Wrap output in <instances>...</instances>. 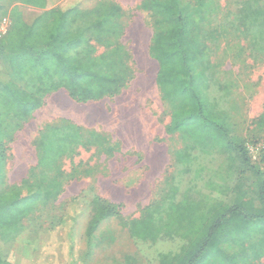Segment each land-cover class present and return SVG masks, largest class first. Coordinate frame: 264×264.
Segmentation results:
<instances>
[{"label": "rangeland", "instance_id": "1", "mask_svg": "<svg viewBox=\"0 0 264 264\" xmlns=\"http://www.w3.org/2000/svg\"><path fill=\"white\" fill-rule=\"evenodd\" d=\"M24 1L0 0V24L6 20L0 42H6L15 21L30 25L51 9L74 6L79 14L93 9L96 14L89 19L94 21L100 10L118 6L115 31L102 33L104 26L100 32L89 28L90 20L72 16L75 30L88 27L85 35L95 49L84 45L68 54L100 56L103 70L126 82L114 96L76 103L56 77L37 82L16 61L18 36L7 42L0 54V195L15 191L26 197L37 185L42 189L11 223L0 224V264H60L67 232L55 226L82 193L119 206L117 216L99 224L84 264H166L180 253L185 225L194 214L221 201L260 207L254 184L264 177V31L255 12L264 9V0H203L191 27L210 80L208 95L217 100L216 116L228 124L234 147H245L248 166L243 170L240 159L245 156L236 150H204L188 138L166 134L170 112L160 100L158 64L149 47L167 26L142 11L143 0ZM177 2L182 8L194 0ZM48 23L46 16L33 34L36 40L46 41ZM5 88L31 95L38 107L23 114L4 97ZM69 133H78L81 142L57 146L55 164L46 165L50 153L43 156L44 146L56 147L59 135ZM177 151L190 163H176ZM183 200L189 206H182ZM75 209L81 215L73 232L78 238L90 210L85 202ZM245 245L246 263L264 264V228Z\"/></svg>", "mask_w": 264, "mask_h": 264}, {"label": "trees", "instance_id": "2", "mask_svg": "<svg viewBox=\"0 0 264 264\" xmlns=\"http://www.w3.org/2000/svg\"><path fill=\"white\" fill-rule=\"evenodd\" d=\"M24 3L30 5V0H25ZM202 4L203 0H194L180 8L177 0H143L141 3L142 11L159 18L167 26L153 36L149 47L151 58L158 64L155 82L160 100L170 112L166 134H178L184 139L188 138L193 145L204 150H236L245 156L240 159L243 170V167L248 166L245 147H234V138L229 135L228 124L216 116L217 100L208 95L210 80L202 66L204 60L197 57L199 43L193 37L191 27L193 13ZM36 7H41V4ZM94 14L96 13L93 9L79 14L77 7L67 6L41 14L30 25L17 20L12 25L13 31L6 42H0V54H3L7 42L16 35L20 47L14 51L15 59L19 63L23 62V68L34 74L35 81L43 82L47 77H56L68 97L76 103L95 102L114 96L125 85L123 76L103 70V58L100 56L79 59L68 54L84 45L94 51V46L90 44L92 38L85 35L88 27L75 30V19L72 17L75 15L81 20H90L89 17ZM46 16L49 17L45 30L46 41L36 40L33 34ZM120 18V8L110 5L105 11L100 10L94 21L90 20L89 28L102 32L104 26L102 33L106 30L115 31V28H119L117 20ZM255 20H261L264 31V9L255 12ZM14 73L18 74V71ZM22 76L19 73V77ZM3 95L12 107L25 115L38 107V103L29 94L5 88ZM260 120L264 122V109ZM59 136L56 147L50 143L44 146L43 156L50 153V161L46 165L55 164L57 146L61 147L66 141L71 144L74 141L81 142L78 133ZM175 161L182 166L190 163V159L182 151L175 153ZM41 189L42 185H37L35 191L26 197L15 191L5 196L0 195V224L11 223L17 213L21 212L22 205L33 203L40 197ZM254 191L259 208L246 202L241 205L237 201L229 206L221 201L199 214H194L185 225L182 234L185 244L180 253L166 264H248L245 261L248 256L243 252L247 246L245 244L251 242L254 231L264 228V177L256 181ZM88 200L90 203L86 202ZM79 202H85L90 212L84 222L83 231L77 238L73 232L78 230L81 222V215L75 209ZM68 206L71 210L68 211L67 208L55 226L61 230L66 229L67 232L66 253L60 264H84L99 224L117 216L119 206L109 203L97 194L89 197L88 193L75 197ZM182 206H189V203L183 200ZM48 261L45 263L59 264Z\"/></svg>", "mask_w": 264, "mask_h": 264}, {"label": "built area", "instance_id": "3", "mask_svg": "<svg viewBox=\"0 0 264 264\" xmlns=\"http://www.w3.org/2000/svg\"><path fill=\"white\" fill-rule=\"evenodd\" d=\"M5 26H6V20L4 19L2 21V23L0 24V35L5 33V31H4ZM262 147H263V145H262Z\"/></svg>", "mask_w": 264, "mask_h": 264}]
</instances>
